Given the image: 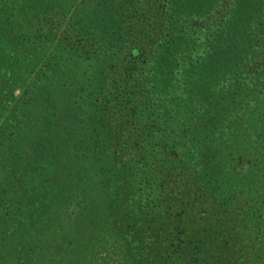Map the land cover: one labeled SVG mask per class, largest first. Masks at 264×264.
I'll return each mask as SVG.
<instances>
[{
  "label": "trees",
  "instance_id": "1",
  "mask_svg": "<svg viewBox=\"0 0 264 264\" xmlns=\"http://www.w3.org/2000/svg\"><path fill=\"white\" fill-rule=\"evenodd\" d=\"M81 1L72 40L0 38V264H264L250 231L221 225L257 230L263 216L264 202L241 206L264 174V122L250 115L264 89L248 100L264 88V0H227L203 51L189 34L226 0ZM238 141L256 146L230 170ZM165 181L182 192L162 196ZM171 193L176 210L162 206Z\"/></svg>",
  "mask_w": 264,
  "mask_h": 264
},
{
  "label": "rangeland",
  "instance_id": "2",
  "mask_svg": "<svg viewBox=\"0 0 264 264\" xmlns=\"http://www.w3.org/2000/svg\"><path fill=\"white\" fill-rule=\"evenodd\" d=\"M25 1L27 2L29 0H0V20L3 21L6 20L4 21L5 23L0 26V38L3 36L4 38H6V40L12 39L13 42L16 43L27 42V41H29V43H40L41 47H43L44 45L49 48H52L61 38V36H67L71 40L75 38V35L78 33V31L74 29L77 28V26L74 25L72 27L73 22L71 18L73 12L82 4L81 0H67L61 2H58L56 0H46L42 4H40V0H37V2H34V4L32 5L30 4L32 6L30 9L28 8L24 11H20L19 9ZM147 1L149 0H132V4L130 6L137 5V7L139 8L140 6L144 7V4H146ZM151 1H156V0H150L149 2ZM226 4H228L227 0L225 4L219 2V5L215 7L216 12L208 18H204L202 25L196 28L194 33L189 34L190 36L196 37L194 43L197 44L196 48H198L199 51L205 50L206 47L205 42L207 35L210 33L211 30H215V28L219 24H221L222 21L221 19L225 18L226 16L225 13L227 9ZM148 5L149 4H146L145 7H147ZM139 13L140 10L135 12L134 7L129 8V10L124 12L122 15L124 22L130 20L131 18H134L135 20V17H138ZM217 35L221 36V39H225L227 41H230L231 38H233L234 36L236 37L238 36V34H234L232 32H229V34L223 32ZM149 41L150 40L146 42V48L148 50L155 47V44H157L160 41V39L155 38L153 42L150 41L152 44ZM261 41H262V45H264V37L261 39ZM187 42L188 41H185L184 43L186 44ZM138 44L140 43L138 42ZM262 56H263L262 54L259 55V57L262 58L261 61L259 59L260 62H264V57ZM123 64L124 63L121 62V65ZM261 67L264 68V65H262ZM248 82H249V78L247 80V83ZM262 83H264V78L262 79ZM263 89L264 88L262 89L258 88L256 92L253 91L251 94H249L248 100L250 98L251 99L261 98L263 95L262 94L258 95V93L262 92ZM19 92L20 89L15 90V94H18ZM261 112L262 110L261 111L258 110L257 112H254V114H250L251 121L257 120L259 123L264 122V114H257ZM252 126L253 123H251L250 131L247 134L250 135L249 137L253 138V140H256L257 135L256 132L254 133ZM257 126H259V124H257ZM231 128L232 125L231 127L226 129L228 130V132H230ZM251 144L246 148L242 146L241 141L232 142L230 144L229 155L230 157L232 156V158H230V160H227L226 162L228 169L230 170L232 168L237 169V167H239V164L241 163H238V161L236 160L240 158L246 160L245 158H247L252 154V152H254L253 150L256 144L255 143H253V145ZM250 177L251 180L256 181L255 183L258 186V188H260V190L256 191V189H253L252 191L247 193L248 194L247 196L245 195L243 200L246 203L244 204L242 202L241 209H244L246 211V214L248 213L249 210L247 206L249 199L248 197L254 198L251 202L255 200H259L262 202L261 205H263L264 202V174L262 172L252 171V175H250ZM180 179L184 181V183L183 182L179 183L178 181V184H185V183L187 184V182L191 183L192 181V178L189 176L188 172L186 173V176L185 174L184 176L181 174ZM165 182L166 183L164 184L165 186L164 190L161 187H159L157 190L160 194H162V196L171 190L178 193L182 192L181 189L176 188V186H174L172 182H170L169 184L167 183V181ZM168 197L169 200L166 201L164 200L162 206L164 207L166 203L169 202L174 206V210H176L175 206L179 203L178 201L179 195L177 193H171L168 194ZM170 199H172L173 202H171ZM202 203L203 205H199L197 211L185 212L184 214L185 220L190 219L191 222L197 225L199 219L202 218L203 215L205 214L202 211V209L204 210L206 207H208L210 205V201L206 200ZM261 211L263 213V216L261 217V219L258 220L259 222L258 225L256 226L254 225L255 227H257L258 231L256 230V228L253 229V224H251V222L249 221L250 219L247 218L243 222L238 220H236L237 222H235L231 218H223L222 220L223 222H221L222 224L220 222L219 223L222 225V227L224 226V228L227 231L229 232L231 231L230 236L234 235L235 230H240L241 232L250 231L247 240L248 244L253 243L255 245L256 243V245H260L262 247L264 245V207H262ZM234 217L235 216H233V218ZM231 241H233L232 238Z\"/></svg>",
  "mask_w": 264,
  "mask_h": 264
}]
</instances>
